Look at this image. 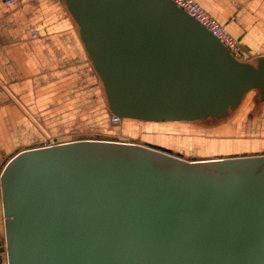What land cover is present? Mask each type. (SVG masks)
Listing matches in <instances>:
<instances>
[{
    "label": "water",
    "instance_id": "95a60500",
    "mask_svg": "<svg viewBox=\"0 0 264 264\" xmlns=\"http://www.w3.org/2000/svg\"><path fill=\"white\" fill-rule=\"evenodd\" d=\"M62 1L122 121L220 118L264 91V58L236 60L171 0ZM218 160L105 140L16 152L0 173V253L7 264H264V156Z\"/></svg>",
    "mask_w": 264,
    "mask_h": 264
},
{
    "label": "crops",
    "instance_id": "0c3cea01",
    "mask_svg": "<svg viewBox=\"0 0 264 264\" xmlns=\"http://www.w3.org/2000/svg\"><path fill=\"white\" fill-rule=\"evenodd\" d=\"M196 2L241 44L246 63L264 58V0ZM103 93L62 0L14 5L0 0V167L16 152L53 144L51 137L62 131L86 128L95 116L107 117ZM263 97L264 91H250L223 128L213 130L229 136L225 141L235 146L232 155L264 156ZM240 141L255 153L238 151L235 142ZM199 143L193 144L196 151L185 145L196 153L206 148Z\"/></svg>",
    "mask_w": 264,
    "mask_h": 264
},
{
    "label": "rangeland",
    "instance_id": "374dc122",
    "mask_svg": "<svg viewBox=\"0 0 264 264\" xmlns=\"http://www.w3.org/2000/svg\"><path fill=\"white\" fill-rule=\"evenodd\" d=\"M102 95H104V93ZM104 99H105V95H104ZM233 109L234 108H230L227 111V113L224 116H221L220 118H208L196 122L142 123L135 121L137 123H142L141 124L142 130H137V131L135 130L136 131L135 133H131L129 131V128H131L130 124L132 122L130 123L126 122L129 125V127L127 128H126L127 125L124 122H121L118 125L112 124L111 121H109L110 111L108 109L107 117L103 116V118H101L99 116L98 117L95 116L93 119V123L89 124L88 127L71 132L62 131L59 134L55 135V137H51V140L53 141V143H65V142L79 141V140H105V141L126 142V143L141 145L165 154H169L168 152L163 150L166 149L172 152V154L170 153L171 156L181 158L183 160L187 159L186 161H201V160H209L218 157L220 158L230 157V156H234L232 155V151L235 149V146L225 141L226 139L229 138V136L223 137L218 133H212V132L217 128H223L225 122H227L230 119V117L233 116L234 114ZM135 122H133L132 124H135ZM194 130L198 132L194 133ZM215 136H218V138ZM202 139L207 140L208 143L207 141H202ZM196 140H200V141H196ZM196 142L203 143L204 144L203 147L206 146L205 149L202 148L203 151L201 149H198L196 152L197 154L193 153L192 149L189 147L192 144L194 151H196L193 145ZM186 143L190 145L187 146L185 145ZM235 145H239L237 148L238 151L243 152L247 150V152L250 153L249 150L251 149L249 147L243 146L241 141L240 143L237 144L235 142ZM209 147H210V151H212L211 153H209L210 151H208ZM200 151L203 152V154L205 155L203 156ZM251 151L255 153L256 149H252ZM7 160H4L2 162L1 167H3V164ZM217 161L220 160L217 159ZM207 168L212 170L215 169L211 167H207ZM255 170L256 169H252L250 167L245 170L234 169V168H224V169L221 168L217 171L232 175L248 176L252 174ZM4 257L6 258L5 264H7L8 262H7L6 253L4 254Z\"/></svg>",
    "mask_w": 264,
    "mask_h": 264
},
{
    "label": "built area",
    "instance_id": "2783aa9c",
    "mask_svg": "<svg viewBox=\"0 0 264 264\" xmlns=\"http://www.w3.org/2000/svg\"><path fill=\"white\" fill-rule=\"evenodd\" d=\"M22 0H4L6 5H14L20 3ZM173 4L185 12L190 18L200 24L207 30L214 38H216L223 47L228 49L233 58L240 62H245L244 50L241 44L226 32L225 27L211 17L196 0H171ZM110 121L114 125H118L122 120L110 114ZM49 143V142H48ZM126 143V142H120ZM50 146V143L47 145Z\"/></svg>",
    "mask_w": 264,
    "mask_h": 264
},
{
    "label": "flooded vegetation",
    "instance_id": "af4514ba",
    "mask_svg": "<svg viewBox=\"0 0 264 264\" xmlns=\"http://www.w3.org/2000/svg\"><path fill=\"white\" fill-rule=\"evenodd\" d=\"M241 156H230V157H218V158H212V159H221L222 161H225V160H228V159H235V158H240ZM243 157H245V156H243ZM212 159H209V160H212ZM211 167H213L212 165H210ZM4 254L5 253H1V259H0V261H1V263L0 264H5V257H4Z\"/></svg>",
    "mask_w": 264,
    "mask_h": 264
},
{
    "label": "bare ground",
    "instance_id": "6f19581e",
    "mask_svg": "<svg viewBox=\"0 0 264 264\" xmlns=\"http://www.w3.org/2000/svg\"><path fill=\"white\" fill-rule=\"evenodd\" d=\"M123 122V121H122ZM125 122V121H124ZM130 123V122H129ZM132 123H133V121H132ZM130 124L131 125V128H129V131L131 132V133H135L134 131L136 130H139V127H140V124H142V123H137V122H135V124ZM55 143H53V144H50V146L51 145H54ZM47 146V145H46ZM3 223V222H2Z\"/></svg>",
    "mask_w": 264,
    "mask_h": 264
},
{
    "label": "trees",
    "instance_id": "16d2710c",
    "mask_svg": "<svg viewBox=\"0 0 264 264\" xmlns=\"http://www.w3.org/2000/svg\"><path fill=\"white\" fill-rule=\"evenodd\" d=\"M132 122V120H123V122ZM133 122H135V121H133ZM163 149V148H162ZM163 150H165V151H167V152H169V153H171L172 154V152H170L169 150H166V149H163Z\"/></svg>",
    "mask_w": 264,
    "mask_h": 264
}]
</instances>
